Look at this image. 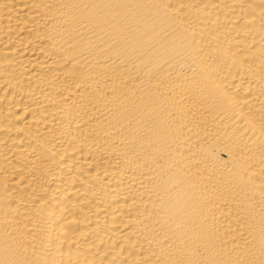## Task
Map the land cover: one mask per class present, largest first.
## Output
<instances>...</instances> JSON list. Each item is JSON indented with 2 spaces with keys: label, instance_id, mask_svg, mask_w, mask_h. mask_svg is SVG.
Masks as SVG:
<instances>
[{
  "label": "bare ground",
  "instance_id": "6f19581e",
  "mask_svg": "<svg viewBox=\"0 0 264 264\" xmlns=\"http://www.w3.org/2000/svg\"><path fill=\"white\" fill-rule=\"evenodd\" d=\"M0 264H264V0H0Z\"/></svg>",
  "mask_w": 264,
  "mask_h": 264
}]
</instances>
